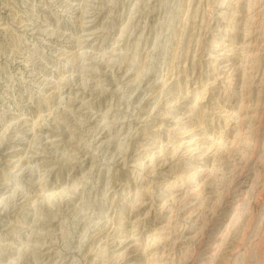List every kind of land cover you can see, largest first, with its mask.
Segmentation results:
<instances>
[{"label":"rangeland","instance_id":"rangeland-1","mask_svg":"<svg viewBox=\"0 0 264 264\" xmlns=\"http://www.w3.org/2000/svg\"><path fill=\"white\" fill-rule=\"evenodd\" d=\"M0 264H264V0H0Z\"/></svg>","mask_w":264,"mask_h":264}]
</instances>
